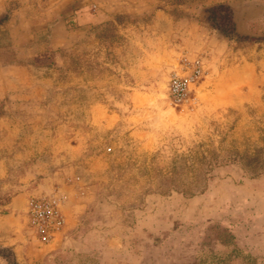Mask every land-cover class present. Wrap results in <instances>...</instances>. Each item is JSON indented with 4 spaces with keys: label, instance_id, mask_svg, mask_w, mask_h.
Wrapping results in <instances>:
<instances>
[{
    "label": "rangeland",
    "instance_id": "obj_1",
    "mask_svg": "<svg viewBox=\"0 0 264 264\" xmlns=\"http://www.w3.org/2000/svg\"><path fill=\"white\" fill-rule=\"evenodd\" d=\"M158 4L171 28L155 26L151 14H117L80 33L85 25L72 19L73 44L54 54L35 49L32 33L16 34L13 11L0 17V66L39 63L31 72L51 79L40 101L69 126L81 153L75 179H86L71 208L82 220L79 251L54 264H264V42L215 29L207 10L220 3ZM183 19L209 30L183 35ZM237 29L263 37L264 18ZM195 57L205 74L175 106L170 75ZM9 190L0 182V215ZM52 194L63 199L65 228V192L31 198ZM26 218L20 245L0 236V264L50 263L43 253L53 246H45L64 228L43 242Z\"/></svg>",
    "mask_w": 264,
    "mask_h": 264
},
{
    "label": "crops",
    "instance_id": "obj_2",
    "mask_svg": "<svg viewBox=\"0 0 264 264\" xmlns=\"http://www.w3.org/2000/svg\"><path fill=\"white\" fill-rule=\"evenodd\" d=\"M159 1L0 0V17L7 10L13 11L10 15L16 19V34L32 33L36 36L35 49L54 54L73 44L71 36L74 29L69 25L72 19L85 25L80 28V33L87 32L86 25L103 22L117 14L132 17L151 14L155 18V26L171 28L170 15L161 8ZM213 3L230 5L239 24L251 26L264 18V0H201L196 7L202 9L204 5ZM178 23L191 28L182 32L186 36L209 30L191 19ZM43 34H46L44 38L37 36ZM215 38L220 43L224 42L219 34L215 33ZM38 66L39 63L28 61L0 66V182L4 188L10 189L11 195L0 215V236L9 243L20 245L24 241L23 235H26L23 230L17 232V229L27 219L29 199L56 189L65 192L68 197L64 205L67 225L45 246H53L52 251H43L49 264H54L61 253L72 256L79 251L76 249V236L82 220L80 216L72 214L71 208L78 194H81L82 187L79 185L86 178L82 175L81 182L75 179L80 174L79 170L83 169L80 166L81 153L77 154L79 146L73 144L76 136L70 135L69 126L63 120L50 118L51 110L40 101L46 95L42 89L51 79L31 72ZM97 107L98 103L87 113L94 115L93 110ZM37 241L35 239L32 243ZM40 258L43 256L30 257L31 261H25L36 264L38 260L42 262Z\"/></svg>",
    "mask_w": 264,
    "mask_h": 264
},
{
    "label": "built area",
    "instance_id": "obj_3",
    "mask_svg": "<svg viewBox=\"0 0 264 264\" xmlns=\"http://www.w3.org/2000/svg\"><path fill=\"white\" fill-rule=\"evenodd\" d=\"M205 74L201 58H183L171 73L168 81V98L175 106H182L189 99L193 86ZM63 199L58 194L33 197L29 200V224L43 242L51 241L64 228L66 217L62 210Z\"/></svg>",
    "mask_w": 264,
    "mask_h": 264
},
{
    "label": "trees",
    "instance_id": "obj_4",
    "mask_svg": "<svg viewBox=\"0 0 264 264\" xmlns=\"http://www.w3.org/2000/svg\"><path fill=\"white\" fill-rule=\"evenodd\" d=\"M207 11V19L210 24L215 29H218L225 37L236 41L248 40L264 42V36L254 37L239 33L235 19V12L230 5L226 3L215 4L210 6Z\"/></svg>",
    "mask_w": 264,
    "mask_h": 264
}]
</instances>
